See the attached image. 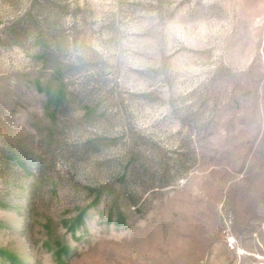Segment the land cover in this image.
I'll use <instances>...</instances> for the list:
<instances>
[{
    "label": "rangeland",
    "instance_id": "374dc122",
    "mask_svg": "<svg viewBox=\"0 0 264 264\" xmlns=\"http://www.w3.org/2000/svg\"><path fill=\"white\" fill-rule=\"evenodd\" d=\"M0 264H264V0H0Z\"/></svg>",
    "mask_w": 264,
    "mask_h": 264
}]
</instances>
